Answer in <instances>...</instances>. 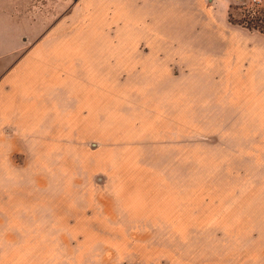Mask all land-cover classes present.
<instances>
[{
  "label": "rangeland",
  "instance_id": "374dc122",
  "mask_svg": "<svg viewBox=\"0 0 264 264\" xmlns=\"http://www.w3.org/2000/svg\"><path fill=\"white\" fill-rule=\"evenodd\" d=\"M129 19L81 3L74 20L50 34L55 46L43 49L46 62L22 69L44 71L54 86L48 112L35 109L33 95L24 116L8 126L14 134L18 120L26 124L27 144L8 139L5 170L21 184L14 159L26 153L32 184L11 191V231L25 227L18 219L24 211L27 230L43 236L44 253L61 252L59 264H201L211 253L201 242L227 232L214 222L226 215L221 204L252 191L243 172L259 160L236 153L256 151L255 141H244L262 131L227 121L220 100L229 97V65L195 56L194 25L136 32L120 25ZM214 24L222 35L221 18ZM253 26L246 28L264 35V24ZM52 174L57 187L48 188ZM232 180L241 183L239 195ZM41 220V227L32 224ZM51 235L61 238L56 249L45 239Z\"/></svg>",
  "mask_w": 264,
  "mask_h": 264
},
{
  "label": "crops",
  "instance_id": "0c3cea01",
  "mask_svg": "<svg viewBox=\"0 0 264 264\" xmlns=\"http://www.w3.org/2000/svg\"><path fill=\"white\" fill-rule=\"evenodd\" d=\"M239 2L240 0H0V264H59L61 252L56 248L57 245L60 246L61 238L46 236L45 239L50 242L55 241L50 246H54L56 250L44 253L43 247L46 244L43 243V236L27 230L24 211L19 212L21 215H18V219L25 227L20 225L21 229L11 231V191L26 192L32 184L27 183L23 167L27 161L26 153L19 154L14 159L21 184H12V174L5 170V160L10 159L8 139L16 138L25 147L27 137L24 132L28 127L18 120V132L7 133L11 119L24 116L33 95L35 109L48 112L46 104L53 96L51 87L54 86V79L44 71H34L28 75L22 69L28 64L42 66L46 62L43 49L55 46L52 39L49 40L50 34L66 26L69 21L72 22L81 3L83 9L97 11L103 16L130 17L120 25L130 26L136 32L170 31L172 26L194 25V30L198 33L194 45L195 56L202 60H226L229 65L225 76L229 97L222 98L220 104L225 106L227 121L235 127L262 131V136L258 139L246 138L244 141L247 145L255 141L253 144H258L256 151L250 152L249 148V151L236 155L242 160L258 159L259 163L250 168L249 172H243L245 186L253 185L252 191L246 194V199H232L221 204L227 209L226 215L218 217L214 222L226 224L227 228L224 230L227 232L223 237H214L212 233L209 242H201L200 246L205 244L211 249V253H208L210 257L205 261L201 260V264H264V35L246 28V22L253 19L256 10L252 6H240ZM195 5L198 6L197 9ZM193 13H199L194 22L190 19ZM232 13L235 17L231 23ZM219 17L225 26L222 35H219L221 30L214 24L219 21ZM217 78L223 79V73ZM216 124L219 125V119H216ZM230 143L232 144L227 142L229 149ZM224 154L228 158L230 150ZM215 173V169H212L211 174L216 176ZM53 179V174L48 176V188L57 187ZM11 185L14 187L10 188ZM230 186L239 195L241 183L232 180ZM256 196L258 198L255 199ZM16 197L20 198V195ZM37 223L41 227L43 221L32 222L34 225ZM44 224L50 223L46 221ZM215 239L222 243H215ZM216 245L221 251L218 249L217 252ZM118 264H125V261L122 259Z\"/></svg>",
  "mask_w": 264,
  "mask_h": 264
},
{
  "label": "trees",
  "instance_id": "16d2710c",
  "mask_svg": "<svg viewBox=\"0 0 264 264\" xmlns=\"http://www.w3.org/2000/svg\"><path fill=\"white\" fill-rule=\"evenodd\" d=\"M255 24L256 25L264 24V11H261V10L260 11H256V14L254 15L253 19L250 22H248V26L249 27H251V26H253ZM251 28L260 30L256 26H253ZM262 31L264 32V27L262 28Z\"/></svg>",
  "mask_w": 264,
  "mask_h": 264
},
{
  "label": "built area",
  "instance_id": "2783aa9c",
  "mask_svg": "<svg viewBox=\"0 0 264 264\" xmlns=\"http://www.w3.org/2000/svg\"><path fill=\"white\" fill-rule=\"evenodd\" d=\"M243 5L251 4L254 10H264V0H242ZM256 13V12H255ZM248 26V22H246Z\"/></svg>",
  "mask_w": 264,
  "mask_h": 264
}]
</instances>
